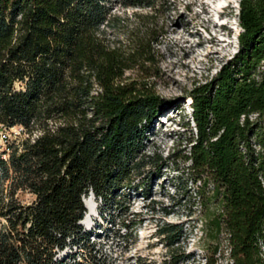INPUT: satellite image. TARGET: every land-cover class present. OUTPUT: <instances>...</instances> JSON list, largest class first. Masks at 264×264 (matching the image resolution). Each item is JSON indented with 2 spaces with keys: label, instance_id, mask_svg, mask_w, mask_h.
Segmentation results:
<instances>
[{
  "label": "trees",
  "instance_id": "obj_1",
  "mask_svg": "<svg viewBox=\"0 0 264 264\" xmlns=\"http://www.w3.org/2000/svg\"><path fill=\"white\" fill-rule=\"evenodd\" d=\"M123 5L153 7L147 0ZM112 6L0 0V125L28 136L9 162L0 158L2 179L11 183L9 201L0 197V264H66L58 256L89 249L84 198L92 192L108 203L143 169L160 102L148 88L124 83L146 52L107 43ZM240 23L239 56L191 93L198 133L190 154L200 180L213 187L209 200L220 215L212 223L228 233L233 264H264V0H243ZM149 159L165 165L160 156ZM19 191L33 203L22 204ZM175 228L162 230L169 246L180 235Z\"/></svg>",
  "mask_w": 264,
  "mask_h": 264
},
{
  "label": "rangeland",
  "instance_id": "obj_2",
  "mask_svg": "<svg viewBox=\"0 0 264 264\" xmlns=\"http://www.w3.org/2000/svg\"><path fill=\"white\" fill-rule=\"evenodd\" d=\"M123 1L111 0L105 40L127 54L145 46L146 54L123 80L157 97V117L140 157L141 175L135 173L132 185L108 203L92 192L84 198L80 224L90 248L68 250L57 259L66 264H233L228 233L212 223L220 215L216 201L209 200L213 187L205 184L207 178L200 180L191 161L198 133L191 93L213 84L241 53L243 0H147L152 8L125 7ZM15 130L12 139L20 144L28 136L17 137ZM153 156L165 165L152 164ZM10 192L11 183L0 174L5 202ZM16 198L24 205L35 200L27 191ZM167 226L181 231L173 246L162 234Z\"/></svg>",
  "mask_w": 264,
  "mask_h": 264
},
{
  "label": "built area",
  "instance_id": "obj_3",
  "mask_svg": "<svg viewBox=\"0 0 264 264\" xmlns=\"http://www.w3.org/2000/svg\"><path fill=\"white\" fill-rule=\"evenodd\" d=\"M3 129H0V158L5 161L9 162L14 146L18 145L19 143L17 140L12 139V130L14 131L15 136H25L26 131L23 127H14L11 129H7L6 127L0 125Z\"/></svg>",
  "mask_w": 264,
  "mask_h": 264
},
{
  "label": "bare ground",
  "instance_id": "obj_4",
  "mask_svg": "<svg viewBox=\"0 0 264 264\" xmlns=\"http://www.w3.org/2000/svg\"><path fill=\"white\" fill-rule=\"evenodd\" d=\"M93 197V196H92ZM85 206H86V204H85ZM92 211H90V213H91Z\"/></svg>",
  "mask_w": 264,
  "mask_h": 264
}]
</instances>
